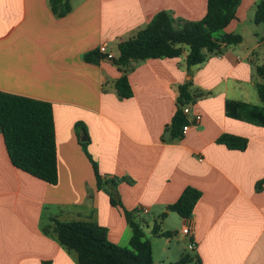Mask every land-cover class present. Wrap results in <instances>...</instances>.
Listing matches in <instances>:
<instances>
[{
  "label": "crops",
  "instance_id": "crops-1",
  "mask_svg": "<svg viewBox=\"0 0 264 264\" xmlns=\"http://www.w3.org/2000/svg\"><path fill=\"white\" fill-rule=\"evenodd\" d=\"M260 1L240 0L236 19L217 36L240 34L243 42L204 64L188 67L186 48L178 58L133 61L121 71L120 42L160 12L200 22L207 0H69L63 17L51 0H0V91L53 105L59 171L52 185L15 168L0 134V264H79L78 253L60 244L52 218L95 222L111 242L129 248L125 209L136 211L155 264L187 254L189 264H264V127L226 115L230 100L263 104ZM102 45L114 59L100 53ZM94 51L98 56L88 60ZM125 74L129 99L116 88ZM188 83L190 119L201 121L173 139L179 88ZM225 134L246 139V150L218 144ZM87 141L102 187L81 144ZM189 187L201 198L183 219L168 205ZM156 226L174 234L154 236ZM186 226L191 235L182 232Z\"/></svg>",
  "mask_w": 264,
  "mask_h": 264
},
{
  "label": "trees",
  "instance_id": "trees-1",
  "mask_svg": "<svg viewBox=\"0 0 264 264\" xmlns=\"http://www.w3.org/2000/svg\"><path fill=\"white\" fill-rule=\"evenodd\" d=\"M68 1L51 0L54 11L61 17L66 16L71 10ZM207 2L206 17L200 22L175 21L169 13L160 12L134 39L120 42L118 45L120 56L115 62L120 70L124 71L123 68L133 61L178 58L183 55L186 48H188V67L198 66L204 64L212 54L221 55L224 46L243 42L240 34H230L222 38L217 36L236 19L240 0H207ZM255 23H264V0H261L257 6ZM97 56L98 52L94 51L89 53L87 58L91 60ZM257 71L264 79V67H258ZM189 87L191 83L179 88L180 109L173 118L170 132L173 139L181 138L184 126L188 124L183 110L194 101ZM116 88L122 98L129 99L133 96L127 74L117 81ZM258 88L263 102L261 106L230 100L226 104V115L264 127V84H259ZM52 106L48 102L0 91V134L4 138L12 165L34 178L55 185L58 184L59 171ZM76 127L77 131L86 133L81 123L78 122ZM217 142L239 151L246 150L248 145L246 139L228 134L222 135ZM81 144L92 162L98 186L102 187V175L98 164L88 154V141ZM109 183L115 184L117 180ZM263 183L264 181H260L258 187L261 188ZM200 198L201 193L189 187L185 189L179 200L168 205V210L183 219H189L193 216ZM110 199L113 205L117 204L113 195ZM135 213L136 211L125 209L127 223L133 232L129 248L111 242L107 229L95 222L65 223L56 218H52L51 221L55 225L60 244L78 253L79 264H155L152 242L136 220ZM159 230L157 226L154 227L153 235L171 237L174 234ZM191 261V256L187 254L173 264H189Z\"/></svg>",
  "mask_w": 264,
  "mask_h": 264
},
{
  "label": "built area",
  "instance_id": "built-area-1",
  "mask_svg": "<svg viewBox=\"0 0 264 264\" xmlns=\"http://www.w3.org/2000/svg\"><path fill=\"white\" fill-rule=\"evenodd\" d=\"M99 51H100L101 54H104L105 56H107L108 59H110V60L114 59L113 55H111V54H109V53L107 52V48H106L105 45L100 46ZM191 112H192V107H191V106H187V107H185L184 110H183V114H184V115L187 117V119H188V124H186V125L184 126V130H183L184 132H183V133H185V132H187V131L189 130V128H190L192 122H194V123H199V122L201 121V116H200V115H196V116L193 118V120H191V119H190ZM182 232H183L184 234H186V235H191V234H192L191 228H190L189 226L184 227L183 230H182ZM194 246H195V244H193V245L191 246V249H194Z\"/></svg>",
  "mask_w": 264,
  "mask_h": 264
},
{
  "label": "water",
  "instance_id": "water-1",
  "mask_svg": "<svg viewBox=\"0 0 264 264\" xmlns=\"http://www.w3.org/2000/svg\"><path fill=\"white\" fill-rule=\"evenodd\" d=\"M87 139H86V137L85 138H83V141H86Z\"/></svg>",
  "mask_w": 264,
  "mask_h": 264
}]
</instances>
